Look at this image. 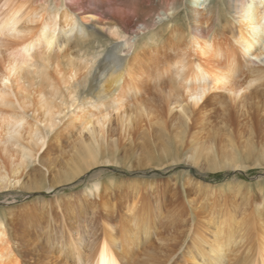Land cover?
<instances>
[{"label":"bare ground","instance_id":"bare-ground-1","mask_svg":"<svg viewBox=\"0 0 264 264\" xmlns=\"http://www.w3.org/2000/svg\"><path fill=\"white\" fill-rule=\"evenodd\" d=\"M117 1L0 0V192L19 188L52 190L56 184L74 180L98 162L111 163L101 149L105 146V125L113 111L120 127L129 128L130 121L138 123L143 119L152 122L154 119L160 126L162 116L174 108H195L210 93L219 91L221 94H213L211 101L221 113L232 107L245 118L251 109L264 115V68L258 62L264 63V0H227L237 25L226 28L229 36L224 30L220 36L215 34L212 6L200 8L202 0H189L191 35L150 47L147 53L141 52L144 56L141 59L136 52L129 54L131 44L127 43L129 38L125 39L124 31L128 16L123 8L127 6L130 12L137 13L136 3L128 0L118 5ZM164 1L162 14L177 3V0ZM72 5L92 17L102 14L109 38L125 39L122 44L110 46L104 60L97 64L86 98L80 96L77 86L90 74L100 53L80 49L79 43L86 35L82 29L84 18L74 13ZM146 26L147 22L142 21L138 29ZM72 37L77 47L70 51L66 43ZM161 46L172 52L158 56ZM122 51L125 55L120 54ZM142 79L158 84L157 103L142 93ZM179 112L183 116L176 134L180 143L186 133L187 118L185 112L183 115ZM69 117L72 133L68 141L72 149L69 157L60 156L51 182L46 183L43 176L25 184L23 174L37 161L49 135ZM217 130L207 129V136ZM207 150L213 152L211 146ZM198 152L189 155L191 161H197ZM246 153L247 158L254 157L250 146ZM255 155L256 163L264 161V151ZM207 159L213 170L244 167L240 154L233 148L224 158L209 155ZM96 190L94 185L93 192ZM110 207L104 212L108 217L113 213V206ZM135 207L133 202L127 209L130 213L124 219L127 227H119V231L115 224H107L91 235L89 241L66 233L50 250L49 259L42 263L170 264L172 248L162 251L143 246L157 229L151 224L159 217L158 209ZM208 209L202 229L195 231V226L188 223L185 232L187 236L192 234L193 241L186 253L179 254L176 264H264L261 202L250 210H241L240 217L235 216L237 213L226 215L213 207ZM18 255L0 217V264H23Z\"/></svg>","mask_w":264,"mask_h":264},{"label":"rangeland","instance_id":"rangeland-1","mask_svg":"<svg viewBox=\"0 0 264 264\" xmlns=\"http://www.w3.org/2000/svg\"><path fill=\"white\" fill-rule=\"evenodd\" d=\"M133 1L137 13L130 12L127 6L122 7L128 16L124 31L127 35L125 39L129 38L127 43L131 44L128 50L130 55L136 52L141 59L144 58L141 52L148 51L150 47H158L171 38L183 39L188 33L191 35L189 0H177L173 8L164 14L160 13L164 0ZM126 2L128 0H119L117 4L124 5ZM227 4V0H202L200 4V8L212 6L210 15L213 30L219 36L224 31L229 36L226 28L237 26L233 20L234 13ZM89 7L90 4L84 8L88 10ZM72 8L75 14L84 18L82 29L86 35L84 41L79 43L80 49L100 53L91 66L90 74L77 86L78 93L84 97L87 87L92 83L94 69L104 60L106 51L113 44H122L125 39L109 38L107 25H104L106 19L102 14L92 17L81 13L74 5ZM117 20L121 21V17ZM142 21H146L147 26L140 30L138 27ZM74 43L73 37L66 43L70 51L76 49ZM159 48L157 55L160 57L172 52L162 46ZM120 54L125 55V52ZM258 62L264 68V63ZM157 87L155 81L141 80L142 93L155 103L158 102ZM213 94L221 93H210L195 108L187 106L180 110L177 107L164 114L160 126L154 119L153 122L152 119H143L138 123L130 121L129 128L120 127L117 121L119 118L113 111L109 123L105 125V146L101 149L102 155H106L103 157H109L111 163L98 162L74 180L56 184L52 190L31 191L19 188L1 191L0 217L5 222L23 264H44L42 262L49 259L50 250L60 243L66 233L89 241L91 235L98 233L107 224H115L116 231L122 226L127 227L124 219L130 214L127 209L133 202L137 209H158L159 217L151 224L157 226L158 230L151 232L148 237L150 240L143 246L150 245L162 251L172 248L174 258H171L170 264H176L179 254L186 253L193 241L192 234L190 237L185 232L188 223L195 226V231L202 229L208 208L221 210L226 215L237 213L236 217H240L241 210H250L259 202L264 208V161L257 160L259 163H256L255 159V154L264 151V115H257L251 109L248 118H245L239 116L237 109L232 107L221 113L218 105L211 101ZM179 111L182 115L185 112L184 118H187L186 133L180 143L176 138L183 122ZM69 120L70 117L65 118L55 132L49 135L37 161L22 176L25 184L33 179L38 181L43 176L46 183L51 182L60 164V156L64 159L69 157L72 152L68 146L72 138ZM210 128L218 129L217 133L207 136L206 131ZM209 146L212 147V153H208ZM248 146L255 153L254 157H246ZM232 148L240 154L244 167L214 170L208 167L207 156L224 158ZM195 150L199 154L194 162L189 155ZM94 185L97 190L93 192ZM110 206H113V213L108 217L104 212L105 209L109 211Z\"/></svg>","mask_w":264,"mask_h":264},{"label":"snow or ice","instance_id":"snow-or-ice-1","mask_svg":"<svg viewBox=\"0 0 264 264\" xmlns=\"http://www.w3.org/2000/svg\"><path fill=\"white\" fill-rule=\"evenodd\" d=\"M5 84H7L8 82L7 81H4Z\"/></svg>","mask_w":264,"mask_h":264}]
</instances>
